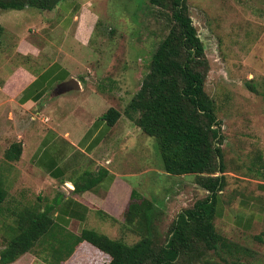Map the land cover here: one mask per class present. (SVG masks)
I'll return each instance as SVG.
<instances>
[{
  "label": "crops",
  "instance_id": "1",
  "mask_svg": "<svg viewBox=\"0 0 264 264\" xmlns=\"http://www.w3.org/2000/svg\"><path fill=\"white\" fill-rule=\"evenodd\" d=\"M90 5L87 0H62L51 10H39L37 22L24 29L17 27V13L9 14L8 25L0 16V103L8 95L33 111L32 121L18 136L20 161L30 171L25 172L26 185L16 186L0 203V250L17 232L19 209L50 207L53 221L42 244L8 264H71L75 258H81L77 264H107L109 255L87 241L63 258L70 235L85 228L123 239L129 232L123 229L122 216L132 190L148 198L144 193L158 185L166 201L172 195L179 199L189 185L198 186L188 181L193 174H168L151 140L140 129L133 130L131 120L121 115L111 126L103 118L109 108L117 109L120 100L112 98L119 95L116 82L124 81L128 68L113 72L95 51L91 39L98 14ZM71 78L79 88L63 85ZM224 192H218L215 227L220 220L247 232L254 223L263 224L264 181H256V192L240 191L232 200H224Z\"/></svg>",
  "mask_w": 264,
  "mask_h": 264
},
{
  "label": "rangeland",
  "instance_id": "2",
  "mask_svg": "<svg viewBox=\"0 0 264 264\" xmlns=\"http://www.w3.org/2000/svg\"><path fill=\"white\" fill-rule=\"evenodd\" d=\"M87 1L98 14L91 39L95 51L101 52L104 65H111L113 72L122 73L128 68L123 76L125 82L121 79L116 82L118 97H112L120 100L116 108L123 112L148 71L152 53L167 32L165 16L149 0ZM186 4L208 60L204 88L214 102L223 136L225 192L222 195L224 200H232L240 191L256 192V181H264V0H186ZM15 11L0 10L1 21L8 25L12 20L9 14L17 13V27L24 29L36 23L41 14L34 7ZM94 87L103 88L99 84ZM32 115L33 111L23 109L8 95L0 103V188L6 192L5 200L15 193L16 186L26 185L25 172L29 173L30 169L20 158L5 159L4 152L12 142L18 141ZM122 120L131 119L122 113ZM133 130L140 131L135 124ZM141 135L151 140L150 146L160 161L156 140ZM152 155L154 160L153 152ZM193 175L188 181L196 182ZM189 186L177 200L173 195L171 200H163L158 185L144 193L159 208L156 233L161 235L160 239L177 212L206 196V190L199 185ZM216 226L226 238L250 251L247 255L238 254L242 261L264 262V236L262 242L254 238L264 231V222L254 223L247 232L220 220ZM128 234L123 237L128 244L139 238L137 233ZM206 258L209 263L198 264H227L212 251L206 253ZM75 259L71 264L80 263L81 258ZM231 259L227 257L228 262Z\"/></svg>",
  "mask_w": 264,
  "mask_h": 264
},
{
  "label": "trees",
  "instance_id": "3",
  "mask_svg": "<svg viewBox=\"0 0 264 264\" xmlns=\"http://www.w3.org/2000/svg\"><path fill=\"white\" fill-rule=\"evenodd\" d=\"M60 1L0 0V8L34 7L43 11L51 10ZM149 2L163 12L167 32L152 53L148 71L124 111L111 107L102 116L112 126L125 114L143 134L156 140L163 169L168 174H194L196 183L207 194L177 212L160 239L161 235L156 233L159 208L153 200L132 190L122 226L129 233L139 235L136 241L128 244L124 239H111L84 228L79 235H70L71 242L63 258H68L80 242L87 241L109 255L107 264L209 263L208 251L227 264H264L242 261L238 254L247 255L250 251L222 235L213 223L218 192L225 185L223 136L214 102L204 88L208 60L186 0ZM2 32L0 24V36ZM21 146L20 141L12 142L4 152L5 159L18 160ZM5 195V190L0 188V203ZM105 217L114 220L108 215ZM52 222L50 207L43 211L32 207L19 209L17 232L0 250V264L11 263L21 254L32 251L39 242L42 244L41 238ZM263 236L264 231L254 238L262 242ZM227 257H232L230 262Z\"/></svg>",
  "mask_w": 264,
  "mask_h": 264
},
{
  "label": "water",
  "instance_id": "4",
  "mask_svg": "<svg viewBox=\"0 0 264 264\" xmlns=\"http://www.w3.org/2000/svg\"><path fill=\"white\" fill-rule=\"evenodd\" d=\"M64 86H70L68 87L69 89H73V88H79L78 87V83L77 80L74 78L69 79L68 81H66L65 83H63Z\"/></svg>",
  "mask_w": 264,
  "mask_h": 264
}]
</instances>
